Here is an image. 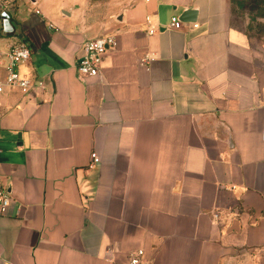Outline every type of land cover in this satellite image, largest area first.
Listing matches in <instances>:
<instances>
[{"label":"crops","instance_id":"1","mask_svg":"<svg viewBox=\"0 0 264 264\" xmlns=\"http://www.w3.org/2000/svg\"><path fill=\"white\" fill-rule=\"evenodd\" d=\"M45 1L16 0L0 40H27L18 70L46 80L0 94V264H264V35L229 0H137L101 35ZM107 34L102 75L81 78Z\"/></svg>","mask_w":264,"mask_h":264},{"label":"built area","instance_id":"2","mask_svg":"<svg viewBox=\"0 0 264 264\" xmlns=\"http://www.w3.org/2000/svg\"><path fill=\"white\" fill-rule=\"evenodd\" d=\"M12 0H0V40L4 37L15 36L17 27L14 22V6ZM189 22H183L175 15L171 19L172 29H181ZM197 27L194 24V28ZM115 35L107 34L96 38L88 39L83 44V56L77 64V70L81 78L100 77L105 59L109 52L115 48ZM32 57V47L23 37L10 44L6 49L0 44V69L5 71V75L0 79V94L6 91H19L24 95L31 91L43 92L46 88L44 78H28L19 72V65L28 62ZM92 164L100 162V157L96 152L91 153ZM14 198L11 191L4 185L0 177V218L7 215ZM143 251L139 250L130 256V264H141ZM117 264V263H115Z\"/></svg>","mask_w":264,"mask_h":264},{"label":"rangeland","instance_id":"3","mask_svg":"<svg viewBox=\"0 0 264 264\" xmlns=\"http://www.w3.org/2000/svg\"><path fill=\"white\" fill-rule=\"evenodd\" d=\"M16 8V0H12ZM137 0H46L40 6L54 11L58 16L65 12H75L78 26L89 32L101 35L111 21L118 19V15ZM231 25L249 33L255 39L264 35V0H229ZM65 4L62 10L59 4ZM69 15L68 13H66Z\"/></svg>","mask_w":264,"mask_h":264},{"label":"water","instance_id":"4","mask_svg":"<svg viewBox=\"0 0 264 264\" xmlns=\"http://www.w3.org/2000/svg\"><path fill=\"white\" fill-rule=\"evenodd\" d=\"M197 11L193 10V9H188L186 11H184L181 15H180V20L183 22H194L196 21V15ZM69 14V13H68ZM118 19L121 20L122 17L121 15L118 16ZM43 50H45V46H43L42 48Z\"/></svg>","mask_w":264,"mask_h":264},{"label":"trees","instance_id":"5","mask_svg":"<svg viewBox=\"0 0 264 264\" xmlns=\"http://www.w3.org/2000/svg\"><path fill=\"white\" fill-rule=\"evenodd\" d=\"M250 35V34H249Z\"/></svg>","mask_w":264,"mask_h":264}]
</instances>
